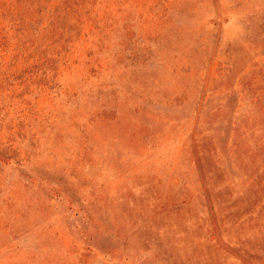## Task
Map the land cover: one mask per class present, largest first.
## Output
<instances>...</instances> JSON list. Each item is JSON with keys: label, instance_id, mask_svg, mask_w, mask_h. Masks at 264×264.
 I'll list each match as a JSON object with an SVG mask.
<instances>
[{"label": "rangeland", "instance_id": "1", "mask_svg": "<svg viewBox=\"0 0 264 264\" xmlns=\"http://www.w3.org/2000/svg\"><path fill=\"white\" fill-rule=\"evenodd\" d=\"M0 264H264V0H0Z\"/></svg>", "mask_w": 264, "mask_h": 264}]
</instances>
